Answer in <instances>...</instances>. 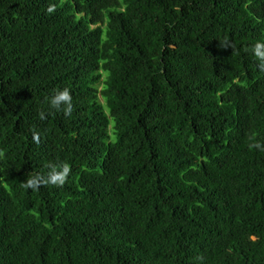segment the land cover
<instances>
[{
    "label": "trees",
    "instance_id": "16d2710c",
    "mask_svg": "<svg viewBox=\"0 0 264 264\" xmlns=\"http://www.w3.org/2000/svg\"><path fill=\"white\" fill-rule=\"evenodd\" d=\"M257 42L264 0H0V264H264Z\"/></svg>",
    "mask_w": 264,
    "mask_h": 264
},
{
    "label": "clouds",
    "instance_id": "9594fccd",
    "mask_svg": "<svg viewBox=\"0 0 264 264\" xmlns=\"http://www.w3.org/2000/svg\"><path fill=\"white\" fill-rule=\"evenodd\" d=\"M254 56L261 62L260 67L264 70V42H257L253 47ZM50 107L55 111H63L65 115L72 114V96L70 90L65 88L58 90L50 98ZM44 114L41 113V119H44ZM34 139L39 141V133H34ZM253 148H260L259 143L251 145ZM71 173V166L67 163L60 165H50V170L47 175L39 173L32 174L29 178L22 182L27 189L38 191L45 184L54 186H62Z\"/></svg>",
    "mask_w": 264,
    "mask_h": 264
},
{
    "label": "bare ground",
    "instance_id": "6f19581e",
    "mask_svg": "<svg viewBox=\"0 0 264 264\" xmlns=\"http://www.w3.org/2000/svg\"><path fill=\"white\" fill-rule=\"evenodd\" d=\"M52 1V0H51Z\"/></svg>",
    "mask_w": 264,
    "mask_h": 264
},
{
    "label": "rangeland",
    "instance_id": "374dc122",
    "mask_svg": "<svg viewBox=\"0 0 264 264\" xmlns=\"http://www.w3.org/2000/svg\"><path fill=\"white\" fill-rule=\"evenodd\" d=\"M102 102V101H101Z\"/></svg>",
    "mask_w": 264,
    "mask_h": 264
}]
</instances>
